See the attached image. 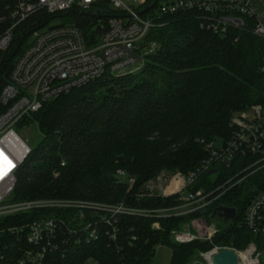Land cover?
Listing matches in <instances>:
<instances>
[{"label":"trees","instance_id":"16d2710c","mask_svg":"<svg viewBox=\"0 0 264 264\" xmlns=\"http://www.w3.org/2000/svg\"><path fill=\"white\" fill-rule=\"evenodd\" d=\"M12 1L0 0V8ZM104 6L103 15H116ZM35 19L20 25L10 47L0 51V90L28 35L42 25L31 27ZM201 22L195 12L157 18L145 38L157 45L144 54L139 69L106 72L27 117L19 126H36L39 140L19 168L13 199H78L147 210L174 205V196L140 198V190L163 170L188 173L200 166L210 155L209 143L229 138L236 112L264 105V42L241 29L216 33ZM253 161L238 158L230 166H217L214 178L203 174L194 189L209 192L234 179L217 201L188 215L110 217L86 210L83 222L94 225V238L78 229L76 210L0 217V264H19L27 250L39 248L28 241L26 229H7L45 216L57 217L60 224L57 246L45 253L41 264H151L160 245L171 249L170 264H190L214 245L244 249L251 241L264 240L244 223L251 199L264 193V167H251ZM119 170L134 177L132 186ZM219 204L237 208V215L211 240L182 243L173 238L172 231L186 222L205 217L210 223ZM75 227L77 234L70 231Z\"/></svg>","mask_w":264,"mask_h":264},{"label":"built area","instance_id":"2783aa9c","mask_svg":"<svg viewBox=\"0 0 264 264\" xmlns=\"http://www.w3.org/2000/svg\"><path fill=\"white\" fill-rule=\"evenodd\" d=\"M159 2L160 0H13L3 9L0 8V51L10 47L16 29L26 21L38 17L31 27L42 23L29 34L32 35V42L17 56L9 78L0 90V217L44 209L76 210L79 215L78 229L89 232V237L94 238V225H84L83 222L86 210L105 212L110 217L123 213L166 218L184 216L204 210L217 201L234 179H228L209 192L203 187L194 189L203 174L212 169L218 172L217 166H230L238 158L247 156L254 158L251 167H264V105L254 104L231 117V135L227 139L209 143L210 155L200 166L188 173L162 172L141 188L140 198L146 194L174 196L177 202L169 207L147 210L129 207L124 203L108 205L78 199H13L19 168L32 149L28 140L19 135L18 130L22 129L19 125L39 111L45 102L81 87L106 72L122 74L139 69L144 61V54L157 45L156 42H145L146 35L155 26L157 18L177 12H195L202 20L201 27L205 29L220 34H225L230 29H241L264 42V0H165L157 13L144 18ZM104 3L116 15H103L107 10ZM146 8L149 9L139 13ZM73 10L88 17H96L98 23L88 30L76 24L45 27L51 17ZM118 172L132 186L134 177L123 170ZM217 172L209 176H214ZM103 219L110 221L106 216ZM194 221H191L192 225ZM244 223L253 234L264 237V193L251 199ZM59 224L57 217L45 216L22 226L8 228L9 232L26 229L28 241L39 247L27 250L19 264H41L45 253L57 246L55 240ZM185 224L182 225L184 230L172 231L177 242H190L197 238L211 240L218 232L217 228L211 226L205 236H200L186 231L189 224ZM153 226L159 227V223L155 222ZM70 231L77 234V227ZM259 242L263 246L264 240L259 239L249 242L241 250L214 245L210 250L200 253V257L206 264H215L212 261L213 255L229 249L237 254L240 264H264V246L260 247Z\"/></svg>","mask_w":264,"mask_h":264},{"label":"rangeland","instance_id":"374dc122","mask_svg":"<svg viewBox=\"0 0 264 264\" xmlns=\"http://www.w3.org/2000/svg\"><path fill=\"white\" fill-rule=\"evenodd\" d=\"M165 0H160L159 4L153 8L148 14L144 16V18H149V15H153L158 12V8L161 5L162 2ZM98 19L96 17H88L86 15L80 14L78 11L73 10L71 12L65 11L61 14L55 15L51 17V19L48 21V24L45 27H49L51 25H69V24H76L79 25L84 30H88L90 27L97 24ZM32 42V35H29L25 42L22 45V49H24L27 45H29ZM22 129L18 130L19 135L23 139H27L30 146L33 144H36L39 140V132L36 126L29 127L27 125L21 126ZM162 172H168L172 173L167 170H163ZM175 173V172H174ZM177 173V172H176ZM214 178V176H213ZM189 224V227L186 229V231L195 232L200 236H205L208 232V228L211 226H214L217 229H221L224 226H226L227 223H224L221 219L215 218L214 220H210V223H208L207 219L205 217L197 218L195 219L193 225L192 222H186ZM184 224L183 226H185ZM178 231L184 230V228L181 226L180 229H177ZM171 255L172 251L167 246H158L156 248L155 255L152 259L151 264H170L171 261ZM262 259L264 261V254L262 255ZM190 264H206L204 259L202 257H198L196 260H194Z\"/></svg>","mask_w":264,"mask_h":264},{"label":"water","instance_id":"95a60500","mask_svg":"<svg viewBox=\"0 0 264 264\" xmlns=\"http://www.w3.org/2000/svg\"><path fill=\"white\" fill-rule=\"evenodd\" d=\"M149 8H146L144 11L139 12L140 14L147 11ZM217 172L216 169L208 171L207 175H212ZM237 215V208L226 206L224 204L217 205L210 214V219L214 220L215 218L221 219L224 223H228L230 220L234 219ZM212 261L215 264H240L237 254L233 250L225 249L221 250L218 253L214 254ZM30 264V263H26Z\"/></svg>","mask_w":264,"mask_h":264}]
</instances>
